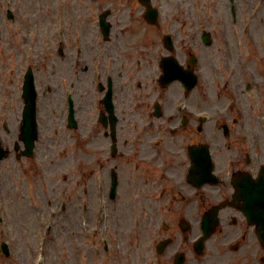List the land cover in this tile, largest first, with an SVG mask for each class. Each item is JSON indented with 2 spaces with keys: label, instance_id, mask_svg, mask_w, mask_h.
<instances>
[{
  "label": "rangeland",
  "instance_id": "rangeland-1",
  "mask_svg": "<svg viewBox=\"0 0 264 264\" xmlns=\"http://www.w3.org/2000/svg\"><path fill=\"white\" fill-rule=\"evenodd\" d=\"M152 5L160 11L158 23L153 25L144 20V11L134 0H0V140L3 147L10 149L8 158L1 164L0 174V240L8 243L10 256L6 258L0 254V264H79L78 254H88L92 248L82 233L83 238L80 235L81 200L73 207L68 206L61 217L59 209L63 190L66 189L68 194V184L74 180L71 170L73 161H82L84 170L89 172L92 156L103 154L109 139L102 131L97 138L99 150L96 151L89 143L90 139L84 140L85 134L90 136L89 125L92 122L88 124L89 121H85L77 130L64 128L62 95L56 88L60 86V77L64 74L78 76V105L83 120L87 119L86 111L92 105V89L90 70L87 71L89 57L87 62L77 64L78 56L73 52L66 51L63 57L58 56L60 29L65 32V38L79 27L81 31H89L91 27H98L99 15L110 10L112 13L108 21L113 30L107 47L114 49L115 55L121 59L123 55L131 56L141 46L147 51L143 54L149 57L167 55L162 42L165 32L174 34L182 43L183 39H188L189 27H210L215 34L213 47L209 49L192 30L193 53L203 62V57L208 55H225L224 49L214 48L231 41L232 27H249L250 35L240 38L247 39L255 55L264 56V0H235V23L229 0H153ZM8 11L14 14L13 20L7 18ZM179 54L184 55L183 50ZM45 59H50L49 69L43 65L42 60ZM28 64L37 66L36 80L40 91V133L32 159L23 158L15 149L17 145L23 148L19 142L22 113L17 108L22 101L21 91H15L12 85L15 67L19 69V74L24 75ZM207 72L203 81L211 85V75ZM148 73L150 71L137 75L134 84L128 86L137 90L139 82L149 81ZM257 81L258 84L264 83L263 76ZM119 82L122 84L121 79ZM128 86L125 85V91ZM48 87L51 92H48ZM143 90L146 93L140 94L137 101H145L146 106L138 107L135 112L130 109L137 95L129 93L134 99L130 96L127 99L128 92L118 93L123 121L139 119L140 115L151 110V96L148 90ZM210 93L212 104L215 103L213 89ZM197 97L195 95L193 103L196 108L197 103H202ZM203 101L205 105L209 104ZM127 104L130 107L126 108ZM51 106H55V111L51 110ZM100 144H104V148ZM132 162L130 159V165ZM130 165L127 172L121 175L120 194V202H127L130 212L126 206L122 217H111V238L113 233L120 244H112L107 256L103 250V238L98 240L94 251L99 248L100 256L94 264H170L165 255L157 259L155 245L162 237H172L174 230L172 228L168 235L160 233L158 236V223L150 220L151 202L145 195H142L140 208L132 210V195L136 192L128 182ZM134 218L140 220V230L134 227ZM121 231L123 237L119 235ZM114 246L122 252H114ZM80 247L86 248L87 253ZM81 264H87L86 260H82Z\"/></svg>",
  "mask_w": 264,
  "mask_h": 264
},
{
  "label": "flooded vegetation",
  "instance_id": "flooded-vegetation-1",
  "mask_svg": "<svg viewBox=\"0 0 264 264\" xmlns=\"http://www.w3.org/2000/svg\"><path fill=\"white\" fill-rule=\"evenodd\" d=\"M112 30L113 27L104 44L96 40L95 34L89 35L91 39H88L89 36L82 33L81 41L85 46L78 42L81 48L74 49L68 38L66 46L60 50L61 57L66 51L78 56L77 64L87 62L89 57L87 71L97 61L110 68L108 78L112 81L114 116L109 114L103 103L105 91L101 92L100 98L97 97L93 108L92 125L96 130L101 126L104 136L109 139L105 152L94 154L90 161L93 198H98V156L107 155L109 216L122 217L126 206L130 212L128 203L120 202V194L121 175L127 172L132 159L128 181L136 192L132 195V210L140 208V193H143L151 202L150 220L165 225L159 233L163 236L168 235L172 228L174 230L172 237L166 236L173 240L172 245L158 256V260L165 255L170 264H264V231L260 236L258 228L244 213L249 196H253L250 188L254 184H248L245 191L233 185L234 176L247 175L252 182H257L260 174L264 173V138L260 140L253 130L264 128V92L257 81L261 75L264 78V56L255 55L253 47L249 49L246 45V40L224 42L214 49H224L225 55H208L204 57L203 66L199 61L193 65L198 74L204 71L198 79H204L206 71L210 73L211 85L204 83L201 90L195 87L187 92L176 82V87L164 89L158 82L162 57H147L144 63L129 55L120 59L114 49L107 47ZM176 58L182 59L183 67L188 68L184 65L187 64L186 56ZM45 69H49L48 66ZM147 71H150L148 82L138 84L137 90L128 86L133 73ZM67 78L78 82L76 75L60 77V86L56 88L62 95V106H65L63 96L68 87ZM18 85V80L14 79V88ZM125 85L129 88L127 91ZM71 87L78 97L79 88ZM214 87L218 90L217 98L222 94L224 100L231 99L230 104L222 100L211 104L210 92ZM143 89L148 90L151 96V110L140 115L139 119L123 121L118 93L128 92L127 99L129 93L137 95L130 109L135 112L138 107L146 106L145 101H137ZM47 90L51 92L49 87ZM195 95L202 102L197 103V108L193 105ZM203 100L209 104L205 105ZM22 107L23 104L17 105L19 109ZM125 107L130 106L127 104ZM51 110L54 111L55 106H51ZM85 121L82 119L83 124ZM244 128L251 129L250 134L246 135ZM100 133L93 135L91 141L96 151L99 150L97 138ZM100 147L104 148V144ZM211 160L212 171L219 180L217 185L209 182ZM190 171L194 173L191 182L188 180ZM113 176L117 181V192L114 198H110ZM176 187H181V190H175ZM138 223L141 225L140 220ZM210 227V237L195 244L202 236V230Z\"/></svg>",
  "mask_w": 264,
  "mask_h": 264
},
{
  "label": "water",
  "instance_id": "water-1",
  "mask_svg": "<svg viewBox=\"0 0 264 264\" xmlns=\"http://www.w3.org/2000/svg\"><path fill=\"white\" fill-rule=\"evenodd\" d=\"M26 99L28 101V107L25 112V120L23 126L22 139L26 143L28 152L31 154L32 148L34 147V141L37 139V127L35 122V100L36 94L32 86V82L29 81L26 91ZM8 155V152L0 147V161ZM264 199V197L262 198Z\"/></svg>",
  "mask_w": 264,
  "mask_h": 264
},
{
  "label": "bare ground",
  "instance_id": "bare-ground-1",
  "mask_svg": "<svg viewBox=\"0 0 264 264\" xmlns=\"http://www.w3.org/2000/svg\"><path fill=\"white\" fill-rule=\"evenodd\" d=\"M258 68H259V69H262V67H261V65H260V64H258Z\"/></svg>",
  "mask_w": 264,
  "mask_h": 264
}]
</instances>
